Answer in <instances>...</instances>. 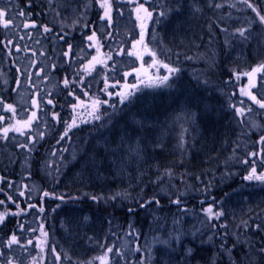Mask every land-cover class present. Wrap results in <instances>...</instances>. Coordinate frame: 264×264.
Masks as SVG:
<instances>
[{
    "label": "trees",
    "instance_id": "obj_1",
    "mask_svg": "<svg viewBox=\"0 0 264 264\" xmlns=\"http://www.w3.org/2000/svg\"><path fill=\"white\" fill-rule=\"evenodd\" d=\"M195 1H199L202 12L198 22H195L192 26V30L196 32L193 34V38H191L192 43L189 47L185 48L187 50L182 51L179 48L182 44L174 41L173 46L165 52L166 54L163 51L161 52L166 58H160L157 55V59L168 64L170 67L179 69L176 72L177 76H180V97L178 101L191 105V108L197 115L200 125L198 129L202 132L205 142L201 141L202 143L196 149L192 150L188 145L177 148L172 143H165L157 151L146 157L144 176L140 186L129 194V197L132 199L129 204H125L121 200V196L124 193L121 191L117 192L115 189L110 196L100 194L106 198L107 202H101L102 199L97 202H91V198L84 197L83 199L87 203L83 205L80 203V206H83L84 210H91L94 213H103L106 215L105 218L109 219L110 223L112 222L118 227L117 236L114 240L117 242V240L127 235V237L134 240L133 247L135 249L136 244H140V240L143 241L146 238V233L152 232V229L158 226L154 215L151 213L153 211L159 214L166 210L168 217H164L163 219L167 224H162V226L165 231L172 234V240H176V236L170 227V218L172 217L174 220L179 221L184 217L179 214L181 208L172 205V203L170 205V201L180 196L183 209H186V213L189 211V214L198 225L201 224V233L205 228L203 226H210V231H212V225H216L214 234L212 232L210 233L211 239L208 240L207 247H204V236L196 239L200 241L198 243L195 242L193 245L195 251L190 261L191 264H264V253L259 251L264 246L263 215L257 219L258 223L256 225L249 226L248 223L246 226L233 231L230 224L226 223L223 217H220L218 220H209L203 211V209L209 206H212L214 211H220L222 200L233 189L235 182H237L238 187L247 180L245 177L250 173L253 162L257 169V174L264 172V151H262L264 144L257 143L260 136L264 135V110L252 104L247 97L240 95V89L247 85L248 79L246 77H240L237 80L230 68L231 55L236 49L241 51L246 59L249 71L264 64V48L262 51H259L261 56L259 59H256L259 55H257L258 52L255 49L257 44L264 42V24L259 22L256 13L248 8L242 0ZM249 2L256 5L261 14L264 15V0H249ZM45 3H47L45 0H0V11L5 12L6 16L14 18L12 26L7 29L4 28L3 31L12 36H16L17 32L20 34L24 33L25 29L22 30L23 26L21 29L16 28L17 23L20 21L21 25H23L26 20L33 21L36 19V15H42L40 14L41 8L38 5L42 7ZM120 4H117L116 0H113V6ZM216 5H220V7H216ZM20 11L25 13L24 17L18 15ZM36 24L37 28H28L29 31L25 32V35L30 33L34 39L35 36L42 33L37 36L40 38L43 35V29L38 23ZM249 26L250 30L246 33V38L236 34V29L249 28ZM108 31L112 32V37L105 39V34L104 38L101 36V47L99 48L101 49L100 57L106 61L108 68H105L102 64H100V67L95 65V75L100 76L101 80L97 87L91 84L93 83V76L88 78L83 73L84 65L87 63L85 60L86 54L82 59H80V56L78 61L80 65L77 68L68 70L66 73L69 74V79L74 78L78 71L83 74L85 84L83 91L88 93L87 96L79 89L76 90L74 96H69L68 92L61 89L60 80H62L63 76L65 77V73L60 65L59 67L57 66L55 72H53L52 80L47 77L48 82L41 81V86L38 88H41V90L37 91H42L45 99H53L55 108L51 105H45V112L49 113V115L43 116L42 121L38 125L34 124L31 130H25L26 134L17 136L16 140H11L9 134L6 140L0 136L1 141L6 146L5 151L3 148H0V189H3V192H0V199L5 201L4 205H0V212H3L5 208L10 212L18 211L16 203L19 204L21 209L26 208L29 203L37 205V208L30 209L29 214H26L29 215L27 217L29 218V224L33 225L34 228L36 227V231L28 229L30 225L28 223H22L23 219L19 220L20 215L17 220H15L13 215H9L7 221L0 226L1 241H4L5 238H10L14 232L17 235L19 231L16 228L19 227V223H22L24 225L23 233L25 235L22 248L26 247L24 249L25 251L32 252L33 243L35 244L40 241L32 240L36 239L38 235L37 227L40 226L41 213L39 214L38 208L42 205L44 209L49 208L47 210L49 212L54 203L50 199L52 196H57L53 195V193L55 192L57 194V190H61V195H64L65 187L62 185L60 187L51 186V180L59 177V169L63 166L61 163H63V153L66 150L65 145L68 140H60L59 143L57 141L60 135L63 134L64 122H70L74 114L71 105L78 103L76 97H79V100L84 101L85 105L89 106L76 109L80 113V126H78L83 128V130H77L76 127L73 128L76 130L74 135L77 136L87 134L86 132L88 131L89 124L81 121L90 119V121L94 122V125L99 123L98 120H94L89 115L91 111L89 97H98L101 101H107V103L100 105L98 113L100 116H110L111 113L118 114V111L120 113L123 108L132 104L146 92L155 93L160 91L161 93H158L159 95L171 98L170 93H165V91H168L165 87L171 86L170 89L172 88L174 74L169 77L166 83H158L156 78L168 75V72L163 67H153L150 70L148 65L152 64L151 56L144 54L145 56L147 55L148 59L141 61L134 57H129L125 53L119 55L121 59L118 60V56L113 51V60H107L105 54L114 48L108 43L124 46L127 49L132 39L131 36L119 35L118 32H115V29L113 30V27H110L105 32ZM56 36L58 37V35ZM152 39L153 33L147 30L145 33V44H147L148 48L154 50V48H151V45H153ZM9 47L6 50V57L9 61L14 62L15 52L12 47ZM178 49L183 53L179 52ZM85 52H89L88 49H85ZM9 53L11 54L9 55ZM44 53L43 58H47L48 52L45 51ZM23 54L29 60L25 52ZM29 61L30 68L39 66V62L31 59ZM114 62L115 70H113ZM121 63H123L122 66ZM58 64H60L59 60ZM142 64L143 69H141ZM124 67H127L128 70L124 69ZM16 68L18 67L16 66ZM159 68L160 70H158ZM135 69H141L139 79H142L144 83L137 81L138 76ZM125 72H131L132 74L124 77ZM261 75H264V73L257 74V87L252 90L258 99L261 98V93H264V88L260 87L262 82L260 80ZM26 76L28 79L29 76L27 73ZM105 77L108 80V92L113 93L111 96L112 100H109L111 97L103 91ZM149 78L152 80L151 84H149ZM31 79H28L27 83L29 81L31 82ZM88 84L91 86L88 87ZM113 84L115 87L111 86ZM126 84H137L138 89L129 100L121 104L120 97L116 93L123 91ZM120 85L122 88L117 90V87ZM11 87L13 86L11 85ZM35 87H30L32 92L34 91L33 89L38 90ZM48 93H52V95L48 96ZM33 96L35 97V95ZM217 98L226 101L225 109L227 106L235 104L237 107L251 106L253 111L247 113L246 117L242 118L237 116L234 109L230 107V112H234L231 114L232 117H215L214 112L218 108H221L216 101ZM241 101L244 102L243 105H241ZM28 103L29 110L31 107V97ZM202 108L205 109L204 115ZM53 111L58 112L60 115V122L57 124L52 120L50 115ZM38 115H40L39 112ZM249 119L252 121L250 134H248L250 128L248 124ZM44 120L47 121V126L43 122ZM241 120L244 122H241ZM3 127L5 126L3 125ZM34 128H37L38 133L34 134ZM181 130L188 132L190 130L189 125L185 124ZM41 132L44 133L43 139L39 136ZM69 135L73 140L72 132H69ZM29 136L35 138V143L29 144L28 146L31 151L18 146L26 143ZM53 152L56 154L52 155ZM251 152H256L257 156L253 157L249 155ZM10 157L12 160L8 161ZM245 160L248 163H244ZM66 164L69 165L70 163L67 161ZM217 164L221 165V171L218 172L217 176L220 180H216L213 185H210V171L214 170ZM168 173H171V175H168ZM230 175L232 176L229 177ZM230 178L233 180H230ZM249 181H255V179ZM206 182H208V187L205 185ZM9 183L12 184V187L8 186ZM34 189L35 191L31 194V190ZM19 191H24L25 195L19 196ZM44 192H48L49 196L44 197ZM74 193L79 195V192ZM8 195H12L16 203L8 201ZM153 197L159 200V205L153 202L141 207V204H144L145 201L152 200ZM167 205L170 206L167 207ZM129 207L133 209L132 212H129ZM171 213L172 215H170ZM152 219L155 223L149 222ZM184 219L186 221L188 220L187 218ZM224 223L226 227H220ZM129 225L135 229L138 237L136 235H128L132 231ZM178 225L180 226V224ZM14 227L15 230H13ZM180 227L181 230L186 229L184 225ZM28 239L32 240V245L27 246ZM222 244L224 245L223 248H221ZM233 244L236 245L235 248L232 247ZM225 249L230 251H225ZM31 258L29 257L28 259L31 260Z\"/></svg>",
    "mask_w": 264,
    "mask_h": 264
},
{
    "label": "rangeland",
    "instance_id": "obj_2",
    "mask_svg": "<svg viewBox=\"0 0 264 264\" xmlns=\"http://www.w3.org/2000/svg\"><path fill=\"white\" fill-rule=\"evenodd\" d=\"M45 1L47 3L42 5V7L38 5L41 8L40 14L42 15H36L37 17L33 21L38 23L39 26L47 25L52 31L50 33L43 32V41L41 40L39 46H37V41L39 40L37 36L42 33H39L33 39L32 36L29 38L30 33L25 35V32L29 31V29H25L24 33L20 34L17 32L16 36H12L3 31V21H0V41L3 40L0 45V101L4 104H13L17 110L15 119L27 118L26 112L28 111L22 112L21 109L28 110V100L37 91L41 90V88H38L41 86V81L43 82L45 75L52 80L53 72H55L51 68L52 64H56L58 67L60 65L64 69L65 77L70 78L66 71L74 70L80 65V62H78L80 56L83 57L86 54L85 60L88 63L92 56L101 55V49L97 53L95 45L92 48L88 47L90 42L86 39L87 35H91L92 30H96L99 39L101 36L104 38L105 31L109 29L107 21L99 19L103 15V9L94 0ZM145 6L149 10L154 9L153 19L147 22V30L153 33V45H151V48H154L157 55L165 59L166 56H163L161 52L165 53L171 48L174 41L182 44L179 46L182 51L187 50L185 48L190 46L192 43L191 38L196 33L192 30V26L195 22H198L202 12L199 1L148 0ZM133 7L134 5L129 4L127 0H121L120 5L113 6V24L111 28L113 27V30L115 29V32H118L119 35L131 36L132 38L129 48L126 49L122 46L124 47V53L132 50L131 44L135 39L139 38L140 33L139 21L135 18L136 14L132 10ZM160 12H166V15L160 16ZM118 13H122V15ZM157 20L159 21L158 23L156 22ZM85 24H88L89 27H84ZM16 28H22L20 21L17 23ZM65 33L67 34L65 40L73 45V53L70 58H65L62 55L67 50V44L58 38ZM9 41L12 43L9 44ZM108 44L114 47L112 51L121 47L120 45ZM9 46L15 52L14 62L9 61L6 57V50ZM17 47L20 48V51H16ZM103 48L106 50L105 47ZM263 48L264 42L257 44L255 47L258 52L257 55H259L256 59L261 58L259 51H262ZM81 49H88L89 52H82ZM137 49L143 52L141 46L138 45ZM180 49L178 51L183 53ZM23 50L29 60L39 62L38 68L29 67L30 61L25 58ZM45 51L48 52L47 58H43L39 54ZM134 58L136 59V57ZM117 59L120 60L121 57L118 56ZM143 59H148L147 55H143ZM58 60L60 64H58ZM122 65L123 63H121ZM230 65L233 73L234 71L236 73L249 72L246 59L241 51L237 49L231 55ZM96 66L100 67V64H96ZM148 66L150 70L153 68L150 65ZM95 68L94 66L91 75L85 74V76L88 78L93 76V83L91 84L97 87L101 80L100 76L95 75ZM40 69H44L43 73L41 72L40 76H36L35 73ZM124 69L128 70L127 67H124ZM26 73L29 76L28 79L32 78L30 87L36 86L35 88L38 90L33 89L34 91L32 92V89L27 86ZM42 75L44 76L39 79ZM65 77L63 76L62 80H60V88L68 92V89L62 83ZM173 77L172 88L170 89L171 86L165 87L168 90L165 93H170L171 98L159 95L160 91L155 93L146 92L132 104L123 108L120 113L118 111V114L111 113L110 116L101 115V119L98 120L99 123L96 125H94L93 121L87 119L86 123L89 124L87 134L77 136L74 135L76 130H71L73 140L70 135L65 138L68 141L65 145L66 150L63 153V163H61L63 166L59 169V177L51 180V186L60 187L62 185L65 187V193L62 196L61 190H57V194L54 192L53 195L57 196H52L50 199L54 202L50 211L48 212L49 208H46L40 215V224L43 223L47 237L41 236L38 226V235L36 239H32H46L47 244L44 250L41 251V248L37 246L38 243H33V245L31 244L32 252L25 251L26 247H21L25 235L18 227L16 228L19 231L17 236L20 244L18 246H9V238H5L4 241L0 240V264H8V261L11 260L12 264H53L54 254L51 251L52 248H55L56 253L61 255L60 264H89V262L91 264H100L97 257L104 254L106 247L113 246L119 248L124 253L125 258L114 257L109 254L110 264H116L117 260L119 264H140L142 256L145 264H191L190 261L195 251L193 245L195 242L198 243L200 241L196 239L204 236V247H207L210 233L214 234L216 228L211 227L213 230L210 231V226L205 225L201 233V224L198 225L194 221L189 211L187 213L186 211L179 212L181 216L188 219L187 221L184 218L179 221L174 220L172 217L170 218V227L175 236H179V242L172 240V234L163 229L162 224H167L163 219L168 217L166 210L159 214L154 211L151 212L158 226L154 227L152 232H147L143 241L140 240L142 252L138 253L134 251V240L127 237V235L117 240V242L114 240L117 236L118 227L116 224L110 223L109 219L105 218L106 215L94 213L91 210H84L83 206H80V203L82 205L87 203L83 199L84 197L98 196L103 198L101 202H107L102 195L110 196L115 189L117 192L121 191L124 193L121 196V200L125 204H129L132 200L129 194L140 186L144 176L146 157L157 151L165 143H172L177 148L188 145L192 150L196 149L200 143L205 142L202 132L198 129L200 125L197 115L191 105L178 101L180 97V76L175 73ZM240 77L246 76L241 75ZM17 80L19 84H17ZM137 81L139 80L137 79ZM121 88L120 85L117 90ZM39 93L43 97V92ZM188 94L190 95V93ZM109 100H112V97ZM216 101L221 108L214 112L215 117H232L231 114L234 112H230V106L225 109L226 101L218 98ZM119 105L121 106V104ZM202 112L204 115V108H202ZM0 114L5 115V120L0 123V128H3V125L8 126L15 122L11 112L0 108ZM249 120L250 128L248 134H250L252 129V121L251 119ZM55 123L57 124V122ZM77 123L78 125L80 124V119L77 120ZM185 124L189 125L190 130L188 132L181 130ZM100 125H103V127ZM79 126L76 129L83 130ZM33 131L34 134L38 133L37 128H34ZM19 135L16 132L9 133L11 140H16ZM0 136H2V133H0ZM182 137L183 139H181ZM5 147V143L0 139V148L5 151ZM130 149H135L136 151H130ZM10 160H12L11 157L8 158V161ZM67 161L70 163L69 165L66 164ZM220 167L221 165L217 164L214 170L210 171V185H213L216 180H220L217 178L218 172L221 171ZM230 180L233 179L230 178ZM207 184L208 182L205 183L208 187ZM113 186L115 187L114 189ZM34 191L35 189L31 190L30 193L33 194ZM74 192H79V195ZM101 193L102 195H100ZM68 194L69 196L67 197ZM57 197H63V199H58ZM91 202L97 201L92 200ZM172 205L176 206L174 203ZM169 206L167 205V207ZM220 206V211L224 213L221 217L226 223L230 224L233 231L246 226L248 223L249 226L256 225L258 223L257 219L262 215L264 216V182L245 180L238 187L237 182H235L233 189L225 195ZM27 217L29 215L26 214H21L20 218L19 215L14 216L15 220L17 218L19 220L23 219L22 223L29 224V218ZM6 221L7 218L3 224ZM149 222L155 223L153 219ZM3 224H0V226ZM178 224L180 226L184 225L186 229L181 230ZM29 225L28 229L36 228L31 224ZM13 230H15V227ZM29 240L31 239L27 240V246L30 245L28 244ZM166 240H171V243H161V241ZM101 245L105 247H101ZM189 249H191L190 255L188 254ZM24 253L26 254L24 255ZM29 257H32L31 260L28 259Z\"/></svg>",
    "mask_w": 264,
    "mask_h": 264
},
{
    "label": "snow or ice",
    "instance_id": "obj_3",
    "mask_svg": "<svg viewBox=\"0 0 264 264\" xmlns=\"http://www.w3.org/2000/svg\"><path fill=\"white\" fill-rule=\"evenodd\" d=\"M96 2L99 4V7L101 9H103V15L100 16L99 19L101 21H107V25L110 28L113 24V16H112L113 0H96ZM120 2H121V0H116L117 4H120ZM127 2L129 4L134 5L132 10L136 14V17H135L136 20L139 21L140 33H139V38L135 39L131 44L132 50L128 51L126 53V55L129 57H136V59L141 60V61L143 60L144 54L151 56L152 57V64L150 65V67H163L168 72V75L156 78L158 83L164 84L169 80V77L171 75L175 74L176 72H178L179 69L174 68V67H170L168 64L159 61L157 59V53L154 50L148 48L147 44H145V33L147 30V22L153 19L154 9L149 10V8L145 6L148 3V0H127ZM242 2L244 4H246L248 8L252 9V11L254 13H256V16L259 18V22L261 24H264V15L261 14L259 8L256 5H254L253 3H250L249 0H242ZM216 7H220V5H216ZM118 14L122 15V13H118ZM18 15L21 17H24L25 13L23 11H20L18 13ZM29 15H30V13H29ZM159 15L164 16V15H166V12H160ZM0 19L4 20L2 27L7 29V28L12 26V21L14 18L11 16H6L5 12L0 11ZM156 22L158 23L159 21L157 20ZM22 26L24 29L37 28L36 22L27 21V20L23 23ZM40 27H42L44 33H50L52 31V29L49 28L47 25H41ZM84 27L87 28V27H89V25L85 24ZM249 30H250V26H249V28H239V29H236V34H238L240 37L246 38V33H248ZM66 35L67 34L65 33L64 35H60L58 38L62 41H65V43L67 44V50L64 51L62 53V55L65 58H70L72 53H73V45L71 43H68L65 40ZM110 37H112V32H110V31L106 32L105 33V39H108ZM29 38H31V34H29ZM21 39H23V37H21ZM86 39H87V41L90 42L88 44V47L91 48L95 45L96 51H97V53H99L100 39L97 36V31L92 30L91 35H87ZM8 43L11 44L12 42L9 41ZM37 43H39V41H37ZM138 45L142 47L143 52L136 50ZM16 51H20V48L17 47ZM81 51L84 52L85 50L81 49ZM10 54L11 53H9V55ZM115 54L117 56L125 54L123 47L121 46V47L117 48L115 50ZM33 55H35V53H33ZM40 55L43 56V55H45V53L41 52ZM105 55H106L107 60H109V61L113 60V51L112 50H110ZM80 59H82V57ZM96 64H102V65H104L105 68H108V64L106 63V61L104 59H102L99 55H94L91 57V60L86 65H84L83 73L91 75V72L94 69V66ZM56 67H57L56 64L51 65V68L53 70H55ZM141 69H143V64L141 65ZM141 69H135V71L137 72L139 83H144V81L142 79H139V73H140ZM113 70H115V62L113 64ZM43 71H44V69H40L38 72L35 73V75L40 76L41 72H43ZM259 73H264V64H261L255 68H253L249 72L236 73L234 71V75L236 76L237 80L240 79L241 75L246 76L248 79L247 86L240 89V95L247 97L252 102V104L257 105L259 107V109L264 110V93H261V98L258 99L257 95L253 94V92H252V89L257 87L256 79H257V74H259ZM131 74H132L131 72H125L124 77H127ZM45 79H47V77H45ZM260 80L262 81L260 84V87L264 88V75L260 76ZM151 82H152V80H151V78H149V84H151ZM62 83H63L65 88L69 89V91H68L69 96H74L77 89L81 90L85 96L88 95V93L86 91H83L85 84H84L83 74L79 71L75 74V77L72 79L65 77L63 79ZM17 84H19L18 80H17ZM104 84H105V87H104L103 91L105 93H107V95L109 97H111L113 95V93L108 92L109 85H108L107 77H105ZM87 86L90 87L91 85L89 84ZM111 86L115 87L114 84ZM137 89H138L137 84H133V85H127L126 84L123 91L116 93V95H118L120 97V103L123 104L126 100H129L130 97H132L135 94V91ZM47 95L51 96L52 93H48ZM36 97H39V99H37ZM76 99H77L78 103L71 105L73 113H74L73 116L71 117V122H68V121L64 122V131H63V134L60 135V138L57 141V143H59L60 140H64L66 137H68L69 132H71V130L73 128L78 127L77 120L80 118V113H78L76 111V109L89 107V106L85 105L84 101L79 100V97H76ZM89 99L91 101V104H90L91 111L89 112V115L94 120H100L101 116L98 114L99 109H100V105L102 103H107V101H101L98 97L97 98L89 97ZM240 103H241V105L244 104L243 101H241ZM45 105H51L53 108H55V104L53 103V99H45L44 97H42L40 95L39 92H37L35 94V97L31 100V107L33 109H36V110L30 111V114L27 116V118L15 119L17 110L13 106V104H4L2 101H0V108H3L5 111L11 112L13 114L12 118L15 120L14 123L9 124L8 126H5L3 128H0V133H2V138L5 140L8 139V134L10 132H16V133H19L20 135H25L26 134L25 130H31L33 128L34 124L38 125V123L42 121L43 116L49 115V113L45 112ZM230 107H232L234 109L235 114L237 116L242 117V118L246 117L247 113H251L253 111V108L251 106L237 107L235 104H232V105H230ZM21 111L23 112V111H28V110L27 109H21ZM38 112L40 113V115H38ZM50 115H51V118L53 121H55L57 123L60 122V115L58 112L53 111L50 113ZM4 120H5V117L3 115H0V123H2ZM43 122L47 126V121L44 120ZM81 122H87V121H81ZM241 122H244V121L241 120ZM253 126H255V125H253ZM101 127H103V125ZM39 136L41 139H43L44 133L43 132L39 133ZM34 143H35V138L32 136H29L26 143L20 144L18 146L21 148L28 149V151H31V149L28 146H29V144H34ZM257 143L264 144V135L260 136L259 141H257ZM130 151H136V150L130 149ZM262 151H264V149H262ZM55 154H56L55 152L52 153V155H55ZM249 155L255 157V156H257V153L251 152V153H249ZM244 163H248V161L245 160ZM168 175H171V173H168ZM245 179H247V180L255 179L257 181L264 182V172L257 174V169L254 166V162H253V166L251 167V171L245 177ZM8 186L12 187V184L9 183ZM25 187H27V186H25ZM0 192H3V189H0ZM18 195L24 196L25 192L19 191ZM43 196L47 197V196H49V193L44 192ZM57 198L63 199V197H57ZM113 198H115V197H113ZM91 199L94 201H99L103 198L98 197V196H92ZM7 200L11 201L13 203H16L13 200L12 195H8ZM153 202L156 203L157 205H159V203H160L159 200H156L155 197H153L152 200L145 201L144 204H141V207H144V206L151 204ZM170 202L174 203L178 207H180L181 211H186V209H183V207H182V200H181L180 196H177L175 200H172ZM201 203H203V202H201ZM4 204H5V201L0 199V205H4ZM16 207L18 209V211H16V212H10L7 208H5L3 212H0V224H3V222L5 221V219L9 215L17 216V215H21V214H27L30 209L37 208V205L29 203V204H27L26 208L21 209L19 204L16 203ZM43 211H44V208L41 205L38 208V212L43 213ZM132 211H133V209L130 208L129 212H132ZM203 211L209 220H213V219L218 220L221 216L224 215L223 211H214L212 206H209V207L203 209ZM129 227L132 228L131 225H129ZM212 227L215 228L216 225H212ZM220 227H226V225H220ZM257 227H259V225H257ZM19 229L21 231L24 230V225L22 223L19 224ZM39 229L41 232V236L46 238L47 232L44 231L43 223L40 224ZM30 230L36 231V229H30ZM128 235H130V236L136 235L138 237V233H136L134 228H132V231H130L128 233ZM225 235H226V233H225ZM175 239L177 240V242H179V236L178 235L175 237ZM209 239H211V237H209ZM161 243L170 244L171 240L161 241ZM19 244H20V240L14 232L10 236V238L8 239V245L11 246V245H19ZM28 244H32V240H29ZM46 244H47L46 239H43V240L38 241L37 246H39L41 248V251H43ZM21 247H23V245H21ZM101 247H105V246L101 245ZM223 247H224V245L222 244L221 248H223ZM232 247L235 248L236 245L233 244ZM51 251L54 254L53 264H60L61 255L59 253H56L55 248H52ZM134 251L138 252V253L142 252V247L139 243L136 244ZM225 251H230V250L225 249ZM259 251L264 253V246H262L259 249ZM109 254H111L114 257L125 258L124 253L121 252V250L119 248H115V246L106 247L104 254L101 255L100 257H97L100 264H110ZM188 254L189 255L191 254V249L188 250ZM8 264H12V262L8 261ZM89 264H91V262H89ZM116 264H119L118 260L116 261ZM140 264H145L143 256L141 257Z\"/></svg>",
    "mask_w": 264,
    "mask_h": 264
},
{
    "label": "flooded vegetation",
    "instance_id": "obj_4",
    "mask_svg": "<svg viewBox=\"0 0 264 264\" xmlns=\"http://www.w3.org/2000/svg\"><path fill=\"white\" fill-rule=\"evenodd\" d=\"M0 21H3V23H4V20H3V19H0ZM0 26H1V24H0ZM41 37H42V38H41ZM41 37H40L39 40H38L39 43H37V46H39V44L41 43V40H43V37H44V36L42 35ZM2 41H3V40L0 41V45H1ZM36 68H38V66L35 67V69H36ZM43 76H44V75H42L39 79H41ZM45 77H48V76L45 75L44 78H43V81H47V82H48V80L45 79ZM30 85H31V82L29 81V82L27 83V86L29 87ZM33 98H34V96L31 97V100H32ZM33 110H34V109H33L32 107H30V109L28 110V115L30 114V111H33ZM35 110H36V109H35ZM26 113H27V112H26ZM0 115L5 116L4 114H0Z\"/></svg>",
    "mask_w": 264,
    "mask_h": 264
}]
</instances>
